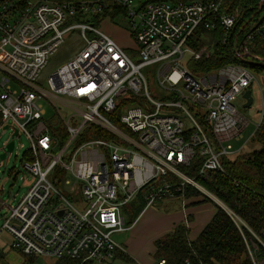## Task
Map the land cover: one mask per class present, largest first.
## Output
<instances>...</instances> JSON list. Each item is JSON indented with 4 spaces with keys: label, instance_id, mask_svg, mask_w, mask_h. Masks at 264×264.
<instances>
[{
    "label": "built area",
    "instance_id": "2783aa9c",
    "mask_svg": "<svg viewBox=\"0 0 264 264\" xmlns=\"http://www.w3.org/2000/svg\"><path fill=\"white\" fill-rule=\"evenodd\" d=\"M112 7L124 11L138 59L93 22ZM219 27L239 63L192 72L190 61L211 55L196 42ZM75 29L83 48L51 73L44 88L41 71ZM258 41L264 44V0H0V137L13 131L7 149L15 136L27 134L24 166L34 178L15 204L2 201L0 212L7 207L9 213L0 235L9 232L11 248L46 264L62 257L89 264L124 261L126 249L112 235L136 221L126 225L122 207L140 192L145 208L171 198L184 207L188 188L211 196L242 231L245 222L197 178L224 171L222 158L242 151L233 143L249 120L233 101L255 80L242 60L264 61L254 52ZM185 55L189 61L182 66ZM156 62L162 85L178 93L185 82L190 95L181 93L190 109L181 101L165 104L150 97L143 69ZM171 107L183 109L193 126L187 128ZM196 155L201 167L187 175L184 169ZM61 175L69 193L88 201L86 209L57 188ZM250 232L244 240L251 260L264 264L256 255L264 242Z\"/></svg>",
    "mask_w": 264,
    "mask_h": 264
},
{
    "label": "rangeland",
    "instance_id": "374dc122",
    "mask_svg": "<svg viewBox=\"0 0 264 264\" xmlns=\"http://www.w3.org/2000/svg\"><path fill=\"white\" fill-rule=\"evenodd\" d=\"M137 1H135V4ZM114 11V10H113ZM114 16V21L108 19L109 16L105 17L98 22V27L102 29L104 32L112 36L118 43H120L127 51L135 58H139V53L136 50V45L133 36L130 35L128 20L124 17V13L122 11H114L112 12V16ZM84 19H82L83 21ZM86 20H92V18H86ZM105 20V21H104ZM94 21V20H93ZM220 38V37H219ZM216 40L215 36L211 38H205L201 47H208L209 53H213V42L212 40ZM222 40V37L220 38ZM84 40L80 35L78 29L73 30L63 41V43L59 46L58 50L49 57L46 66L40 73L38 82L44 87L48 88V77L51 73L55 72L59 66H61L66 61L72 59L84 46ZM199 46V47H200ZM189 61V56L185 55L180 60L182 66ZM161 66L160 62L151 63L144 67L143 73L146 77L148 84V93L150 97L157 102L162 103H177L181 101L183 106L187 109H190V100L183 99L182 93L185 95H190V92L185 88V82L180 83L178 85V89L181 92H175L172 89L168 88L161 84L160 77L158 74L159 68ZM253 74L255 76L254 83L250 86V91L252 97L254 99L253 103L249 107H244L246 100L243 98V95H239L234 101L233 104L240 111L242 115H244L249 120V125L244 130L243 135L239 141H235L234 147L240 148L242 146L243 153H251L252 151L259 148V144L253 140V134L256 131V125L261 120L262 115H264V69H252ZM13 89L19 88L17 84L14 82L11 83ZM49 114L53 113V109L51 106H48ZM170 112L172 114H176L180 116L182 121L184 122L187 128L193 126V121L191 117L181 108L179 107H171ZM192 112V111H191ZM166 113L165 109L162 110V114ZM191 115L193 117H197V115L192 112ZM13 131L11 129H7L6 131H2L0 137V155L7 151L5 143L12 139ZM15 147L12 151H8L7 155L4 159L0 156V205L3 202L7 204H15L29 189V186L33 182L34 178L32 173L28 171V169L24 166L25 154L27 149L30 147V139L26 133L22 132L14 138ZM235 156V155H232ZM53 180V177H50ZM61 182L56 184L57 188L67 197H71L78 202L84 203V198L77 193H69L64 185L65 175H61ZM204 194V193H203ZM194 195L191 198H194V203H210L209 206H203L204 210L200 213L199 217L206 218L212 212L217 209V202L208 194L204 195ZM209 200L207 201V198ZM88 201H85L84 208L88 207ZM182 206V201L178 198L171 199H163L155 202L150 207L145 209L142 214L140 220L147 221V225L145 228L143 227V231L139 236H136L137 246L135 249L129 247L130 255L124 261H115L111 264H129L131 262H140L142 264H156L159 260L155 255V242H149L150 236L159 233L162 231L163 222L168 218V215L172 217L175 215L176 211L179 207ZM7 207H4L2 212H0V228L5 223V218L8 215ZM123 215L126 220V225L130 223V213L127 211V206L122 207ZM129 213V214H128ZM146 214V216H145ZM190 220V218H189ZM201 229L193 226L190 230V238L197 239L200 234ZM129 232H116L113 233L112 238L118 242H125L128 240ZM12 242V236L7 231H3L0 235V252L4 253V257L0 260V264H24L26 262L34 263V264H46L47 261L45 259L39 258L34 260L29 259L23 255L20 251L11 248L10 244ZM259 251L256 255H258ZM130 258V259H129ZM264 259V258H263ZM57 260L48 259V263H54Z\"/></svg>",
    "mask_w": 264,
    "mask_h": 264
},
{
    "label": "trees",
    "instance_id": "16d2710c",
    "mask_svg": "<svg viewBox=\"0 0 264 264\" xmlns=\"http://www.w3.org/2000/svg\"><path fill=\"white\" fill-rule=\"evenodd\" d=\"M243 2L247 4L249 0ZM113 10L124 13L123 10L112 7L95 16L93 22L98 24L107 16L114 21ZM221 34L220 27L211 33H206V37H217L216 40H212L213 53L200 61H190L188 66L192 72H209L226 64L239 63L231 47L220 39ZM203 42L204 40H200L196 45L200 46ZM254 52L264 60V44L258 41ZM245 65L251 69H262ZM120 107L119 105L116 113L120 111ZM207 132L212 138L209 127ZM252 138L259 144L258 149L251 153L241 152L235 156H224L222 158L224 171L212 173L205 178L198 177L197 182L235 212L264 242V115ZM200 167L201 157L196 155L191 165L184 171L187 175L195 176ZM194 193L202 195L201 192L188 188L187 197L194 196L192 195ZM206 198L208 201L209 198ZM146 203L143 192H140L137 198L127 205V211L130 213L129 225L133 224L143 212ZM247 226L242 225L241 231L230 215L222 207L217 206L212 220L203 228L197 239L190 240L189 226L185 223L179 224L172 232L155 241V255L158 260L165 259L166 264H253L244 240V236L248 238L252 235ZM259 248L257 257L263 259L264 247L259 244ZM3 257L4 253L0 252V260ZM51 264L89 263L82 262L79 258L62 257Z\"/></svg>",
    "mask_w": 264,
    "mask_h": 264
},
{
    "label": "crops",
    "instance_id": "0c3cea01",
    "mask_svg": "<svg viewBox=\"0 0 264 264\" xmlns=\"http://www.w3.org/2000/svg\"><path fill=\"white\" fill-rule=\"evenodd\" d=\"M109 18L110 17H108V19ZM110 20H111V18H110ZM195 198L196 197L191 198V199L189 198L188 200H186V202H185L186 206H184V207H183V205L180 206L173 217L171 215H168V218L162 224L163 225L162 231L150 236L149 242L154 243L160 237L172 232L173 229L177 225L182 224V223L185 222L184 219H185L186 215H189L191 217L190 221L188 223V226H189L190 230H191V227L196 226V227H198V229H201V230H199L200 233H201L203 228L212 220V218L215 215L217 209H215V211L212 212V214H210L206 218L199 217L200 213L204 210V208H202V207L204 205L208 207L210 203L203 202V203H194V204H192L194 202ZM147 208H145V209H147ZM145 209L139 215V217L137 218L136 222L131 226V228L126 231V232L130 233L128 235V240H126L125 242H121V244L126 249V253H127L128 257L130 255L129 253H130V250H131L129 247H131L132 249H135V247L138 244L136 236H139L140 233L143 231L142 230L143 227L145 228V226L147 225V221H145V220L143 221V219L140 220L141 216L143 217L142 214L144 213ZM145 216H146V214H145ZM189 238H190V234H189ZM190 240H192V239L190 238ZM193 240H195V239H193ZM155 249H156V247H155Z\"/></svg>",
    "mask_w": 264,
    "mask_h": 264
},
{
    "label": "water",
    "instance_id": "95a60500",
    "mask_svg": "<svg viewBox=\"0 0 264 264\" xmlns=\"http://www.w3.org/2000/svg\"><path fill=\"white\" fill-rule=\"evenodd\" d=\"M242 62L251 66H256L264 69V61L242 60ZM243 98L246 100L244 107H249L252 105L254 99L249 89L244 93ZM15 134H17V132H15ZM13 148L14 142L11 141L7 147V151H11ZM0 156L2 159H4L6 157V152L2 153Z\"/></svg>",
    "mask_w": 264,
    "mask_h": 264
}]
</instances>
